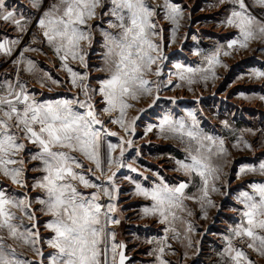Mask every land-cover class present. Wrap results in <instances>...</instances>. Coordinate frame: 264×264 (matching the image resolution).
Segmentation results:
<instances>
[{
  "label": "snow or ice",
  "instance_id": "1",
  "mask_svg": "<svg viewBox=\"0 0 264 264\" xmlns=\"http://www.w3.org/2000/svg\"><path fill=\"white\" fill-rule=\"evenodd\" d=\"M109 3L111 7L105 9L104 15L112 18L109 28H118L119 32H103L106 52L105 67L101 70L106 71L108 76L99 81L98 88H89L84 83L88 74L74 71L68 61L78 60L87 67L84 44L87 42L90 47L93 38L89 22L96 18L97 9L104 7L103 0H58L35 22L36 28L41 30L43 43L63 62L62 67L70 76L69 83L74 88H80L85 99L73 96L71 99L38 101L35 93L29 92L19 79L15 86L10 82L0 85L3 89L0 91V174L13 184L27 186L24 179L26 161L22 153L30 154L31 160L39 161L41 167L32 170L43 173L32 185L33 189L42 191V196L30 198L21 194L20 198L10 194L6 186H0V233L6 232L11 239L28 245L41 259L37 262L20 259L16 249L5 244L4 236L0 235V264H44V251L37 246L40 237L36 225L27 227L24 217H18L12 211L20 209L29 221L33 220V199L41 206L40 212L52 217L45 225L53 233L46 241L47 246L55 250L48 254V264H117V258L118 264H125L129 259L124 252L126 245L116 241V232L109 229V224L120 223V219L113 216L117 207L112 201L117 200L119 187L112 168L115 165L117 169L127 167L137 171L124 162L125 152L132 147L133 141L123 136L119 137L120 143L104 140L103 137L118 136L106 125H119L125 133L135 135L139 116L129 121L127 115L128 110L135 107L133 102L153 97L149 105L152 107L160 99L164 87L177 88L180 83L174 84L173 73H165L163 67L168 59L163 51V28L154 20L156 9L161 6H153L148 0H109ZM220 3L231 5L223 23L236 28L238 35L226 46H219L206 54L201 66L174 64V74L180 82L192 85L197 78L205 82L218 79L217 67H226L222 56L231 55L237 48L246 50L252 41L264 40V0H252L251 7L246 0H220ZM29 4L36 11L43 9V0H29ZM254 8L261 9L260 18L253 14L251 9ZM162 15L174 25L171 43H175L184 11L172 0H164ZM0 20L13 24L20 33L15 39L5 37L0 40V55L11 57L28 33L32 17L11 5L6 7L5 0H0ZM36 42V34L33 33L30 44ZM30 44L21 49L13 63L23 65L24 71L34 73L41 70L35 61L25 57V53L39 49L32 48ZM260 50L264 51V48ZM150 76L158 79H149ZM249 77L264 80V66L253 68ZM48 79L52 84H60L58 79L50 76ZM41 86H44L43 79ZM96 95L103 105L99 112L94 100ZM258 98L264 100V95ZM105 114L108 115L107 120L101 118ZM188 118L191 123L184 117L175 119L165 114L158 124H149L145 130L147 134L156 128L161 135L187 142L184 159L175 160V170L192 178L176 186H169L162 177L160 183L151 188L136 183V193L152 202L143 208L144 214L158 217V222L165 225V235L155 241L158 247L153 250L158 254L159 264H169L164 259L165 249L171 247L167 243V233L171 232L174 238L179 239L180 233L174 225L177 221L186 223L178 212L187 211L188 216L192 215L186 209L185 200L199 203L202 209L205 203L214 206L211 193L220 191L216 181L221 171L215 159L228 154L223 138L205 133L193 112L188 113ZM224 124L228 127L227 121ZM244 143L251 149L250 144ZM28 145L35 146V149ZM117 149L119 157L113 155ZM85 160L90 164L86 165ZM85 168L91 178L85 175ZM97 172L100 175H95ZM239 172L264 175V161L258 166L241 167ZM195 178H199V184L193 183ZM190 183L196 192L186 195L185 190ZM81 186L95 191L85 194ZM250 187L251 194L245 191L238 197L243 205L239 223L230 227L228 234L223 236L222 264H253L244 248L236 246L237 240L241 243L247 241V248L264 256V183H254ZM102 196L107 197L104 203L100 202ZM204 217L207 218L206 212ZM192 230L193 225L186 223V231L190 233Z\"/></svg>",
  "mask_w": 264,
  "mask_h": 264
},
{
  "label": "rangeland",
  "instance_id": "2",
  "mask_svg": "<svg viewBox=\"0 0 264 264\" xmlns=\"http://www.w3.org/2000/svg\"><path fill=\"white\" fill-rule=\"evenodd\" d=\"M148 2L153 6H161L157 7V16L154 20L163 28L162 35L165 45L163 51L168 57L164 61L163 67L165 73H173V83H180V87H164L160 92V99L152 107L149 105L152 103L153 97L133 102L135 107L129 109L127 115L129 121L139 116L135 125V135L125 133L119 125L107 124L113 128V132L118 133V136L111 137V143H120V136L133 141L132 147L127 148L125 152L124 162L137 169V171H132L128 168L125 172L126 167L117 169L113 165L112 171L116 172L115 183L119 187L118 198L112 201L117 207L113 216L119 218L120 223L109 224V229L116 232L117 242L126 245L124 252L129 259L125 264H159L158 254L153 250L158 247L155 241L165 235V225L158 222V217L144 214L143 208L150 206L152 202L136 193V183L151 188L160 183L162 177L169 186H176L181 182L190 181L192 178L175 170L177 167L175 160L184 159L187 142L161 135L156 128L147 134H145V130L149 124H158L165 114H170L175 119L184 117L188 123H191L188 113L193 112L199 127L205 133L224 139L228 154L215 159V163L221 171L220 177L216 181V186L220 191L211 193L214 206L205 203L202 209L199 203L185 200L186 209L190 210L192 215L188 216L187 211L178 212V215L186 223L190 222L193 225V230L190 233L187 232L186 223L177 221L174 226L180 233V238L176 239L173 233H167V243L171 247L165 249L164 259L169 261V264H222L221 253L225 247L223 236L227 235L229 228L239 223L241 218L243 205L238 200L240 193L247 191L251 194L250 185L264 183V175L239 172L241 167L258 166L261 161H264V100L258 98L264 95V80H253L249 77V72L253 68L264 66V51L260 50L264 48V40L252 41L248 49L237 48L232 51L231 55L222 56V63L226 67H217L218 79H209L205 82L197 78L196 83L188 85L177 79L173 65L182 63L192 67L201 66L206 54L219 46H226L231 41L227 38L229 35H238L236 28L223 23L229 15V11L218 6L219 2L215 3L214 0H172L181 6L184 17L180 21L176 42L171 43V30L174 25L162 15L164 0H148ZM246 2L251 7L252 0H246ZM55 3H58V0H43V9L36 11L30 7L29 0H5L6 7L11 5L12 8H16L26 16L30 15L32 24L28 33L23 36L21 45L15 48L11 57L0 55V85L9 82L8 80H14L16 77L27 86L29 92L35 93L38 90L36 86L41 84L43 79V88L48 91L47 89L51 85V80L48 79L50 76L52 79H59L65 86L63 88L67 89V93L76 96L78 92H81L80 88H74L69 83L70 76L62 67L63 62L50 47L43 43L44 38L41 30L35 26L36 20L43 11L48 10ZM103 5L104 7L97 9L96 18L89 22L93 38L90 47L87 42L84 44L87 67H84L78 60L69 59L68 61L74 71L81 75L88 74L84 83L89 88H98L99 81L108 76L106 71L101 70L105 67L104 54L106 52L103 46V32L111 31L113 34L119 32L118 28H109V20L112 18L104 15L105 9L111 7L109 0H103ZM251 10L254 15L260 18L261 9ZM33 33L36 34L37 42L30 44ZM19 35L20 33L15 30L13 24L0 20V40L5 37L15 39ZM29 44L39 51H29L25 53V57L35 61L41 71L29 73L23 70V65L13 63L21 49ZM197 52L200 54L197 55ZM148 78L158 79L155 76ZM0 90L3 89L0 88ZM244 96L252 98L245 99ZM94 100L97 102L96 107L99 112L103 107L99 103L100 97L96 95ZM140 109H146V111L141 112ZM101 118L107 120L108 115L105 114ZM225 121L228 122V127H225ZM244 142L250 144L251 149L247 148ZM21 155L24 156V159L27 158L24 165L27 169L24 173L27 186L21 187L13 184L10 179L4 176L2 179L5 180V183L0 186H6L10 194L20 198H22L21 194H27L30 198L37 195L42 196L43 193L40 189L33 191L35 189L32 188L39 178L38 173L32 172V169L37 168V165L29 162L28 154L22 153ZM113 155L119 157V149ZM85 164L88 165L90 162L85 160ZM92 166L94 167V165ZM83 171L86 176L91 178V174L87 172L86 168ZM95 175H100V173L97 172ZM102 179L106 178L102 177ZM193 183L199 184V178H195ZM81 190L85 194L93 192L92 189L82 186ZM194 192H196V188L190 183L185 193L191 195ZM105 201H107V197L102 196L100 202L104 203ZM40 207L33 199L31 210L34 211L35 216L31 221L27 219L22 210L12 209V211L18 217H24V224L27 227L31 228L32 225H36L40 237L37 246L43 249L44 264H48V254L55 250L47 246L46 241L53 236V233L45 225L52 217L40 212ZM205 212L207 218L204 217ZM0 235L4 236L5 244L16 249L20 259L32 262L41 259L32 248L19 240L11 239L6 232H2ZM149 240L154 242L148 243ZM189 241L191 246H189ZM235 244L237 247L244 248L253 264H264V256L247 248V241L241 243L237 240Z\"/></svg>",
  "mask_w": 264,
  "mask_h": 264
},
{
  "label": "crops",
  "instance_id": "3",
  "mask_svg": "<svg viewBox=\"0 0 264 264\" xmlns=\"http://www.w3.org/2000/svg\"><path fill=\"white\" fill-rule=\"evenodd\" d=\"M214 2L215 3H218L219 2V5L218 6H220L221 8H225V10L226 9H229L231 7V5H229L228 3H220V0H214ZM225 10H224V12H225ZM236 32H238V30ZM235 36H236V34L235 35H229L227 38H229L230 40H232L233 38H235ZM8 81L13 86H15L17 79L15 77L14 80H8ZM66 86L69 89L68 84H66ZM63 87H65V86H63L61 82H60L59 85H55V84H52L51 83L50 88H48L47 89L48 91H46V89H44L43 86H41V84H39V85L36 86V88L38 89V90L35 91V93H36L35 94L36 99L38 101H43L45 99H60V98H69V99H71L73 96H75V95H71V94L67 93V89H64ZM0 91H2V90H0ZM76 96H78L81 100L85 99V97L83 96V94L81 92L80 93L78 92ZM106 127L110 131L113 132V128H111L110 125H106ZM111 137H113V136H111ZM111 137H105V138L103 137V139L106 140V141H110L111 142L112 141V138ZM28 147H31V148L35 149V146H33V145H28ZM28 155H29V162L32 163V164H36L37 165V168H40L41 167L40 162L39 161H35V160H31L30 159V154H28ZM26 159L27 158H25V161H26ZM127 169L128 168L126 167V171L125 172H127ZM32 172H35L36 174L38 173L39 174V177L43 175V173L40 172V171H32ZM2 176L3 175L0 174V184L5 183V180L2 179L3 178ZM36 190L37 189H35L33 191H36ZM92 190L95 191V189H92Z\"/></svg>",
  "mask_w": 264,
  "mask_h": 264
}]
</instances>
